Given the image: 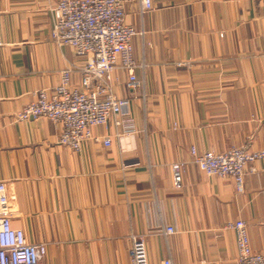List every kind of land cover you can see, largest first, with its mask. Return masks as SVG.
Returning a JSON list of instances; mask_svg holds the SVG:
<instances>
[{
    "label": "crops",
    "instance_id": "crops-1",
    "mask_svg": "<svg viewBox=\"0 0 264 264\" xmlns=\"http://www.w3.org/2000/svg\"><path fill=\"white\" fill-rule=\"evenodd\" d=\"M56 1L0 0V181L13 227L47 244L40 264H130L131 234L143 238L149 264H237L236 233L224 225L239 219L264 254V158L238 191L192 155L247 141L264 148V0H152L144 14L129 3L139 87L114 71L127 117L94 128L110 145L91 139L80 151L58 143L59 124L17 118L82 61L52 35ZM80 80L75 71L71 87Z\"/></svg>",
    "mask_w": 264,
    "mask_h": 264
},
{
    "label": "built area",
    "instance_id": "built-area-1",
    "mask_svg": "<svg viewBox=\"0 0 264 264\" xmlns=\"http://www.w3.org/2000/svg\"><path fill=\"white\" fill-rule=\"evenodd\" d=\"M137 2L142 14L153 8L152 0H57L49 7L53 17L52 35L60 45H67L82 59L71 63L61 73L60 82L53 88H41L33 101L17 113L23 120L47 118L62 126L58 143L80 151L87 140L106 145L111 137H98L94 128L107 126L116 118L121 125L128 114L130 100L115 95L113 73L123 69L129 76L128 87H139L136 62L132 56V39L139 33L126 20V6ZM2 38L0 36V45ZM75 71L80 73V87L72 88ZM252 142L225 151L192 150L200 170L211 176L235 179L238 191H243L247 167L264 158V148H252ZM176 187L181 185V164H173ZM254 171V168H250ZM12 211L6 185L0 181V264H40L48 251L46 243H30L22 229L11 221ZM224 229L234 230L238 249V264H264V254L251 247L246 221H228ZM163 232H172L171 228ZM131 264H149L143 238L131 234ZM164 264H172L167 260Z\"/></svg>",
    "mask_w": 264,
    "mask_h": 264
},
{
    "label": "rangeland",
    "instance_id": "rangeland-1",
    "mask_svg": "<svg viewBox=\"0 0 264 264\" xmlns=\"http://www.w3.org/2000/svg\"><path fill=\"white\" fill-rule=\"evenodd\" d=\"M131 3H133V2H131ZM1 36V35H0ZM129 77V76H128ZM34 98H35V96H34ZM34 100V99H33ZM32 100V101H33ZM26 121V120H25ZM60 125V124H59ZM61 126V125H60ZM100 127V126H99ZM61 132H62V126H61ZM61 134V133H60ZM60 136V135H59ZM106 145V144H105ZM71 149V148H70ZM73 150V149H72ZM194 163L197 165V163L194 161ZM198 166V165H197ZM199 167V166H198ZM173 169V168H172ZM200 169V168H199ZM226 224V223H225ZM138 236V235H137ZM250 243H251V240H250ZM251 247H252V245H251ZM130 249V248H129ZM253 249V248H252ZM259 252V251H258ZM129 258H130V254H129ZM149 263V262H148ZM130 264H131V260H130ZM237 264H238V262H237Z\"/></svg>",
    "mask_w": 264,
    "mask_h": 264
},
{
    "label": "bare ground",
    "instance_id": "bare-ground-1",
    "mask_svg": "<svg viewBox=\"0 0 264 264\" xmlns=\"http://www.w3.org/2000/svg\"><path fill=\"white\" fill-rule=\"evenodd\" d=\"M234 179V178H233ZM235 180V179H234ZM236 183V182H235Z\"/></svg>",
    "mask_w": 264,
    "mask_h": 264
}]
</instances>
